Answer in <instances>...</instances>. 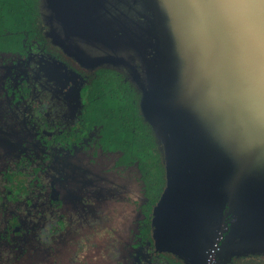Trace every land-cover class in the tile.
<instances>
[{"label":"water","instance_id":"obj_1","mask_svg":"<svg viewBox=\"0 0 264 264\" xmlns=\"http://www.w3.org/2000/svg\"><path fill=\"white\" fill-rule=\"evenodd\" d=\"M86 1L87 18L81 0H37L45 36L138 94L164 170L157 248L184 264L264 256V236L227 231L233 211L264 224V0ZM101 32L107 50L89 47Z\"/></svg>","mask_w":264,"mask_h":264},{"label":"flooded vegetation","instance_id":"obj_2","mask_svg":"<svg viewBox=\"0 0 264 264\" xmlns=\"http://www.w3.org/2000/svg\"><path fill=\"white\" fill-rule=\"evenodd\" d=\"M45 32L35 0H0V264L93 261L97 236L64 208L66 181L78 177L133 213L126 255L117 259L112 244L110 263L184 264L152 238L164 182L131 85L118 71L78 66ZM118 179L133 183L139 199L116 197ZM229 263L264 264V256Z\"/></svg>","mask_w":264,"mask_h":264},{"label":"rangeland","instance_id":"obj_3","mask_svg":"<svg viewBox=\"0 0 264 264\" xmlns=\"http://www.w3.org/2000/svg\"><path fill=\"white\" fill-rule=\"evenodd\" d=\"M80 8L82 10L81 15H76L80 17L87 18L88 12H91V4L85 0H81ZM70 15L75 12L76 5L74 3L70 4ZM107 36L102 32L98 33L91 41L87 40L89 47L95 48L97 50L103 51L107 50L110 45V41ZM87 45V44H86ZM2 113V107L0 105V114ZM4 118L0 117V128L5 126ZM91 171V170H90ZM76 176L78 177V171L76 170ZM79 181V177L77 182ZM68 179L66 181L67 188L64 189V196L66 203H64L65 209H73L70 213V218L73 216L76 218V223L81 226L87 233L91 234L92 238L97 236L96 249L93 250V257L89 264H113L110 263L113 255L117 259L122 260L124 255H126L125 250L122 249V245L127 244L129 238V227L131 220L133 218V213L126 205V202H119L116 206L110 204L107 200H104L105 188L96 187L95 182L88 179L80 180L78 183ZM133 183H129L127 179H118L116 190L113 192L116 194V197L123 198V194H127L129 198L133 200L139 199L136 194V189ZM71 197V202H70ZM84 199L85 204H82L81 201ZM107 205H106V204ZM126 203V204H125ZM114 209V210H113ZM113 212L112 220L108 222L109 215ZM204 214V213H203ZM233 218L229 222L228 232L232 240H236L238 235H243L249 240H252L255 237L264 236V224L256 225L253 222H250L247 215H244L242 211L232 213ZM215 216L207 219L202 227L209 223H214ZM37 222L32 223V227H35ZM28 227V226H27ZM236 236V238H235ZM60 240L58 241V243ZM114 245L115 250L113 255L109 254L113 249ZM100 254V255H99ZM115 260V259H113ZM141 264V263H139Z\"/></svg>","mask_w":264,"mask_h":264},{"label":"trees","instance_id":"obj_4","mask_svg":"<svg viewBox=\"0 0 264 264\" xmlns=\"http://www.w3.org/2000/svg\"><path fill=\"white\" fill-rule=\"evenodd\" d=\"M36 1V4H37V8H38V3H37V0H35ZM39 11V10H38ZM40 14V13H39ZM44 26V25H43ZM45 27V26H44ZM112 71H115L114 69H111ZM124 78V77H123ZM125 80V79H124ZM126 81V80H125ZM127 82V81H126ZM129 83V82H128ZM130 85V84H129ZM132 87V86H131ZM132 89H133V87H132ZM133 91L135 92V95H136V98H137V104H138V94L136 93V91L133 89ZM138 110H139V106H138ZM139 115H140V117H141V119H142V121H143V123L147 126V129H148V131H149V133H150V135H151V138H152V140H153V144H154V139H153V136H152V133H151V130H150V128H149V126L147 125V123L143 120V118H142V116H141V114H140V111H139ZM154 147H155V152H156V154H157V156H158V159L160 160V163H161V159H160V154H159V152H158V150H157V148H156V145L154 144ZM162 167V168H161ZM162 169V170H161ZM160 170H161V174L163 175L161 178H159V180H160V182H164V170H163V166H162V163L160 164ZM163 178V179H162ZM163 185H164V183H163ZM163 187V186H162ZM163 189V188H162ZM161 192H162V190H161ZM161 192H160V194H161ZM159 199V198H158ZM167 253V252H166ZM169 254V253H168ZM171 255V254H170ZM237 258H240V257H237ZM237 258H231V260H230V262L232 261V260H235V259H237ZM228 264H230V263H228Z\"/></svg>","mask_w":264,"mask_h":264}]
</instances>
